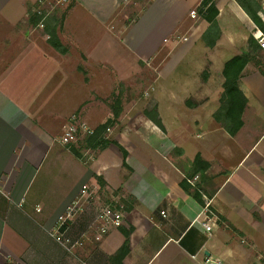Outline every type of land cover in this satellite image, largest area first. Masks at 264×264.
<instances>
[{
    "label": "crops",
    "instance_id": "1",
    "mask_svg": "<svg viewBox=\"0 0 264 264\" xmlns=\"http://www.w3.org/2000/svg\"><path fill=\"white\" fill-rule=\"evenodd\" d=\"M37 1L0 0V264H111L129 231L122 264H264V32L240 3L216 0L214 45L209 23L189 18L201 0H153L121 28L128 64L157 72L153 92L132 76L147 91L139 104L117 94L126 77L106 56L122 33L115 20L123 0H73L57 35L65 54L29 24ZM255 2L264 24V4ZM171 36L182 42L167 62ZM234 58L247 60L237 86L246 104L231 135L216 116ZM72 113L94 128L112 121L109 141L119 146L88 151L85 164L68 154L56 140ZM96 177L109 200L124 204L123 226L69 254L50 233ZM187 180L202 181L194 186L200 200L181 187ZM94 216V209L77 216L67 235L89 230Z\"/></svg>",
    "mask_w": 264,
    "mask_h": 264
},
{
    "label": "trees",
    "instance_id": "2",
    "mask_svg": "<svg viewBox=\"0 0 264 264\" xmlns=\"http://www.w3.org/2000/svg\"><path fill=\"white\" fill-rule=\"evenodd\" d=\"M241 7L247 12V14L251 17L252 21L256 25V27L261 31L264 32V24L262 23L258 13L259 7L257 6L255 0H237ZM33 6L28 9V15H29V24L33 27L37 26L38 22L40 21V17L32 10ZM197 16L201 17L203 20H205L210 25V30L213 32L212 36V44L214 45L215 42L218 39V31H217V17H218V10L216 8V0H201L198 7L195 10ZM48 36H49V44L59 53L65 54L66 49L62 46L60 43L57 32L54 28H51L48 30ZM247 63L246 58H234L230 62L227 63L224 70V75L226 77V81L224 83V94L220 100L221 102V108L219 110V114L216 116L218 120H223L228 132L231 135H234L241 127V114L243 112V109L246 104V100L243 97V95L239 92L237 86L240 74L242 70L244 69L245 65ZM231 68V72L229 73ZM116 102L119 103V100ZM114 119L118 117V111H113ZM151 120L155 125H157L160 129H163V126L161 124V121L156 113H154L151 116ZM112 121H108L107 123L96 127L95 128V134L94 136L87 138L85 140L84 148L95 150L99 147H106L109 144L113 143L114 145L119 146L116 142H111L109 140H106L103 137V134L108 130L109 125ZM122 151L123 157H126V152L119 147ZM71 153L79 160H83L82 154L75 148H70ZM198 164H202L200 157H197L195 159V165L198 166ZM96 182L98 186V193L99 197L104 199V202L109 201V196L107 192L105 191V183L100 177H96ZM181 187L183 190L187 193L191 194L192 187L188 184L187 181L181 182ZM192 195L200 200L201 195L197 191H192ZM125 236V242L123 246L120 248V250L111 257V264H122L123 259L128 255L129 253V232H124Z\"/></svg>",
    "mask_w": 264,
    "mask_h": 264
},
{
    "label": "built area",
    "instance_id": "3",
    "mask_svg": "<svg viewBox=\"0 0 264 264\" xmlns=\"http://www.w3.org/2000/svg\"><path fill=\"white\" fill-rule=\"evenodd\" d=\"M65 0H60L63 2ZM264 4V0H261ZM48 0H38L35 13L41 18L42 22L49 16V11L44 12L43 7L50 4ZM191 17L197 16L195 11H192ZM40 28L44 27L41 23ZM95 129L89 126L77 114L70 116L63 126L62 134L58 138L57 143L63 147L71 148L82 140H86L94 136ZM189 183L193 181L188 180ZM98 187L93 184H85L82 186L78 196L67 206L62 214L57 218L54 230L50 236L69 254H73L76 250L85 247L89 242H101L103 238L113 229H119L123 226L125 206L118 200L111 199L108 202H103L99 197ZM208 205L205 207V212H209ZM89 209H94V220L89 226V230L82 232L77 238H71L67 235L69 224L80 214ZM164 216V212H161ZM213 223L205 224V231L211 236ZM203 264H222L218 260L206 258Z\"/></svg>",
    "mask_w": 264,
    "mask_h": 264
},
{
    "label": "rangeland",
    "instance_id": "4",
    "mask_svg": "<svg viewBox=\"0 0 264 264\" xmlns=\"http://www.w3.org/2000/svg\"><path fill=\"white\" fill-rule=\"evenodd\" d=\"M48 1H50L51 3L48 5H45L43 7V11L45 13L49 11V13H50L49 16H47L43 22L40 19L37 26H35V27L32 26L37 32H39L40 35L44 36V38H46V37L49 38V36H48L49 33H47V32L51 28H54L57 32V35H58V31L60 29H61L60 31H62L63 22H64V18L66 16V14L68 13V11H70L71 9H73V7L76 6L75 1H73V0H65L63 2H60V0H48ZM152 1L153 0H123V2L121 4H118V9H117V13H116L117 18L115 20V23L118 24V30L120 32H122V33H119L118 38H117V43H118L117 45L118 46L115 47L113 41L111 42L112 43V50L111 51H107L106 46H105L106 56H107V54L109 56L111 55L110 59H112L118 65L119 75H122L123 76L122 78L126 77L125 81H122L121 83L117 84L115 91L117 92V94L120 97H122V99H124V96H128L126 99L128 102L131 101L129 96L132 94V97L135 98V100H133V102L134 103L138 102L139 104L142 103L141 99L147 95V94L145 95V93L147 91L153 92V90H154V86H155L154 80H155V77L157 76L156 68L154 66H151L149 68H146V67L143 68L142 66H139V65L138 66L135 65V66L131 67L130 64H128V62H127L129 60V58H128L129 56L127 55V53L125 51H123L124 49L120 44H121V42H123V37L125 35V34H123V31L125 29L133 26L139 20L142 13H144V11L149 6H151ZM36 7H37V3H35L33 5V9L35 10ZM193 11H195V10H193ZM189 18L196 20L197 16L195 18H192L191 14H189ZM41 23L44 24L43 28H40V26H39ZM121 28L123 29V31ZM96 31H98V30H96ZM60 33H62V32H60ZM105 36L106 35L103 33V39H105ZM177 36H179V35L178 34L174 35V37H177ZM171 39H172V36L168 40H166V42H168V43L166 44L167 46L165 47V50H163V52L165 51L164 55H163L164 57L166 56V54L169 53L168 54L169 57L167 56L165 58L166 59L165 61H167V62H168L169 58L173 55V50L175 48H177L182 42V41H180V42L178 41V43H173L171 41ZM45 40L48 41L49 39L46 38ZM155 41H156V37L152 42H155ZM98 43H100V41ZM113 45H114V47H113ZM106 56H104V57H106ZM46 69H48L47 72L40 73V75H42V76L46 75V74L48 75L50 68H46ZM86 74H89V72H87ZM132 76H135L139 79H142V78L146 79L148 82V90L145 92L146 89H144V87L141 86L140 83H137V82L135 83L134 80L132 81V79H131ZM128 78L131 80H128ZM147 82H145L144 84L147 85L146 84ZM38 85H41V84L38 83L37 86ZM40 94L46 97V93L45 94L44 93H38V95H40ZM41 99H43V102H48V103H51L54 100V98L53 99L41 98ZM112 101H114V100H112ZM134 111H135V109H134ZM74 114L78 115V113H74ZM72 115H73V113L70 116H72ZM82 119L89 126L94 128L85 118H82ZM110 128H112V127L110 126ZM62 129H63V127H62ZM61 134H62V131L60 132V136H61ZM112 136H113V132H110V129H108L103 134V137L106 140L111 139ZM55 140H56V138H55ZM57 140H56V142H57ZM84 144H85V140H82V141L78 142L77 144H75L71 147V148L77 149L82 154L83 160H80V161L83 164H85L87 162V160L89 159L88 156H90V152H88V151H92L90 149L84 148ZM62 148L68 154L71 153L69 147H63L62 146ZM200 182L202 183L201 180H198V181H193V183L188 182V184L192 187V191L198 192V190H195L196 188L194 186H196V185L198 186V184ZM204 188H205V186H202V188H200V189L202 191H204Z\"/></svg>",
    "mask_w": 264,
    "mask_h": 264
}]
</instances>
